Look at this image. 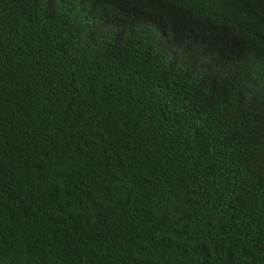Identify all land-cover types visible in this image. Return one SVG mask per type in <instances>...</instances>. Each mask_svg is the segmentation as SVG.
<instances>
[{"label": "trees", "instance_id": "obj_1", "mask_svg": "<svg viewBox=\"0 0 264 264\" xmlns=\"http://www.w3.org/2000/svg\"><path fill=\"white\" fill-rule=\"evenodd\" d=\"M0 264H264V0H0Z\"/></svg>", "mask_w": 264, "mask_h": 264}]
</instances>
